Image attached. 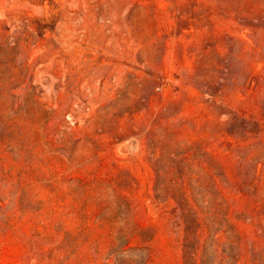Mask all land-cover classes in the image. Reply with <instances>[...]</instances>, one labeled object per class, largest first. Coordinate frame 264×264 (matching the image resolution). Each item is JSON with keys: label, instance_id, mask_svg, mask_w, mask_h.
<instances>
[{"label": "rangeland", "instance_id": "rangeland-1", "mask_svg": "<svg viewBox=\"0 0 264 264\" xmlns=\"http://www.w3.org/2000/svg\"><path fill=\"white\" fill-rule=\"evenodd\" d=\"M0 264H264V0H0Z\"/></svg>", "mask_w": 264, "mask_h": 264}]
</instances>
